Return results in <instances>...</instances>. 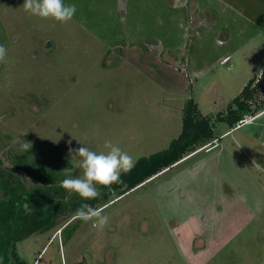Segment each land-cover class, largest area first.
I'll return each mask as SVG.
<instances>
[{"label":"rangeland","instance_id":"374dc122","mask_svg":"<svg viewBox=\"0 0 264 264\" xmlns=\"http://www.w3.org/2000/svg\"><path fill=\"white\" fill-rule=\"evenodd\" d=\"M23 3L0 0L8 50L0 137L15 151L31 142L32 155L62 177L78 142L100 152L111 141L134 162L168 148L189 98L216 117L259 75L264 99V0H65L77 7L68 23L29 15ZM249 119L232 131L216 123L214 146L111 196L103 228L83 221L68 237L79 220L68 216L18 243L19 256L26 264H264V119L240 128Z\"/></svg>","mask_w":264,"mask_h":264},{"label":"trees","instance_id":"16d2710c","mask_svg":"<svg viewBox=\"0 0 264 264\" xmlns=\"http://www.w3.org/2000/svg\"><path fill=\"white\" fill-rule=\"evenodd\" d=\"M257 77L250 79L226 112H220L216 117L203 114L193 98L186 100L182 109L181 133L171 140L169 147L139 158L129 173L121 174L123 183L99 186L101 196L95 200L78 197L75 202L65 201L69 192L61 186L65 177L59 171L48 167L31 151L8 149L0 137V153H3V156L0 154V186L5 192V198L0 201V264H26L19 256L18 243L55 228L65 217H75L82 203L102 209L112 202L111 196L118 199L206 146H214L218 140L216 123H225L230 130H234L247 117L254 118L261 114L264 111L263 87L260 81L257 82ZM20 174L32 181V189L18 178ZM82 223L83 220L79 219L68 232V237Z\"/></svg>","mask_w":264,"mask_h":264},{"label":"clouds","instance_id":"9594fccd","mask_svg":"<svg viewBox=\"0 0 264 264\" xmlns=\"http://www.w3.org/2000/svg\"><path fill=\"white\" fill-rule=\"evenodd\" d=\"M22 7L29 15L53 19L59 23H68L77 12L76 5L67 4L65 0H24ZM7 55V47L0 44V64L7 63ZM78 143V148H69L71 167L61 171L65 176L61 186L69 193H76L83 200L98 199L101 196L98 185L110 187L121 184V174H127L135 167L133 158L111 141L105 142L107 151L100 152ZM31 148V142H22L21 152H28ZM77 170H80V174H75ZM75 215L86 223L94 220L95 226L100 228L106 226L109 219L103 214V209L88 203H82Z\"/></svg>","mask_w":264,"mask_h":264},{"label":"crops","instance_id":"0c3cea01","mask_svg":"<svg viewBox=\"0 0 264 264\" xmlns=\"http://www.w3.org/2000/svg\"><path fill=\"white\" fill-rule=\"evenodd\" d=\"M257 76H259V75H257ZM260 119H264V111H263L261 114H259L258 116L254 117V118H250L249 120H247V121L245 122V124H243L242 126H240V128H244V127L250 125L249 122H251V121H257V120H260ZM251 124H252V123H251ZM261 124H262V126H260V128H261V130L264 131V121H262ZM230 131H232V130H230ZM262 138H263V142H264V133H263V135H262ZM256 150H257V149H256Z\"/></svg>","mask_w":264,"mask_h":264},{"label":"flooded vegetation","instance_id":"af4514ba","mask_svg":"<svg viewBox=\"0 0 264 264\" xmlns=\"http://www.w3.org/2000/svg\"><path fill=\"white\" fill-rule=\"evenodd\" d=\"M48 44H49V46H48ZM48 44L46 46L47 47V50H48V48H51V44L50 43H48Z\"/></svg>","mask_w":264,"mask_h":264},{"label":"built area","instance_id":"2783aa9c","mask_svg":"<svg viewBox=\"0 0 264 264\" xmlns=\"http://www.w3.org/2000/svg\"><path fill=\"white\" fill-rule=\"evenodd\" d=\"M243 123V122H242Z\"/></svg>","mask_w":264,"mask_h":264}]
</instances>
